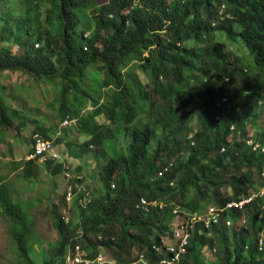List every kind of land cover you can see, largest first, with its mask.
I'll return each instance as SVG.
<instances>
[{"label": "trees", "instance_id": "obj_1", "mask_svg": "<svg viewBox=\"0 0 264 264\" xmlns=\"http://www.w3.org/2000/svg\"><path fill=\"white\" fill-rule=\"evenodd\" d=\"M4 1L14 12L0 11V73L20 71L57 83L59 121L87 136L81 145L68 141L62 146L68 128L52 129L61 137L57 141L51 130L39 128L42 136L31 140L30 154L37 140L56 150L29 157L23 177L32 178L34 168L42 166L51 180L68 173L70 157L89 152L109 157L99 172V195L89 193L87 199L86 190L79 193L75 182H85L84 173L81 179L66 176L63 203L68 211L77 209V221L55 214L58 239L42 264H70L78 247L91 260L81 264H97L101 248L111 250L120 264H143L138 263L142 254L147 264H165L175 257L165 253L163 240L175 235L177 217L186 223L208 206L223 207L264 187V150H252L246 142L251 117L264 103V0H147L146 7H134V0L103 5L99 0H52L51 28L45 30L38 0ZM14 47L25 49L24 54L17 55ZM128 65L148 74L152 94L123 71ZM213 78L222 81L213 86ZM24 114L0 96V140L14 119H26ZM195 114L203 129L190 138ZM252 139L264 144V131ZM243 169L258 174L259 183ZM142 198L163 208H139ZM0 208L11 223L18 256L34 264L33 224L2 182ZM228 216L235 226L206 229L196 222L186 252L173 264H264V195L241 210H228ZM243 216L245 223L236 226ZM159 246L162 252L154 249ZM205 246L213 251V262L204 259ZM134 248L140 251L133 259Z\"/></svg>", "mask_w": 264, "mask_h": 264}, {"label": "rangeland", "instance_id": "obj_2", "mask_svg": "<svg viewBox=\"0 0 264 264\" xmlns=\"http://www.w3.org/2000/svg\"><path fill=\"white\" fill-rule=\"evenodd\" d=\"M108 1L110 0H99V4L103 5ZM146 1L147 0H134V7H146ZM38 2L39 12L36 14L40 18V21H42L43 29H50L51 26L47 22V16L48 10L53 7L54 2L52 0H38ZM6 3L7 2L4 0H0V11L3 9L7 13L8 11L13 13V8ZM14 3L20 5L21 1L19 0L18 2L14 0ZM132 9L133 6L131 10ZM93 10L94 8H91L85 15V21L88 23L94 16ZM15 19L16 17L12 20ZM162 32L161 36L164 39L167 36V34H165L167 32L166 27ZM2 45L4 44L0 41V48ZM40 47H42V44H37V48ZM240 48L243 47L240 46ZM13 50L16 51L15 53L17 55H23L25 52L23 48L14 47ZM242 52L243 54L247 53L245 49L242 50ZM146 55H148V53H146ZM123 71L125 73L129 72L133 78L142 81L149 95L152 94V83L149 82L147 73L143 72L139 67H132L130 65ZM161 79L163 78L161 77ZM209 81V84L215 83L213 85L215 86L216 84H220L222 80L220 81L219 79L213 78L209 79ZM225 81L227 80L225 79ZM223 83L225 84V82ZM0 88V96H2L4 103L12 109L25 112L24 115L26 117L24 120L14 119V126L7 129L0 140V182L5 183L14 199L22 204L24 209L26 208L25 210H27L33 224V234L30 242V258L34 264H42L44 261L49 260L51 256V244L56 243L58 239L57 231L54 226L55 214L59 213L61 215H66V217L69 216V219L75 224L77 221L75 216L78 211L73 207L68 211L66 208L67 205L63 203L64 199L62 195L66 190V174L56 176L50 180L49 174L43 170V167L39 166L38 168L37 166L34 168L32 178L25 179L23 177L24 164L29 157L31 158V140L41 138L39 137V135H41L39 128L48 132L51 130L52 132H50V134L55 141L62 137L60 141L62 146H65L68 141L75 145H81L87 139V136L82 134L74 124L69 127L65 126L63 121H59L57 83L37 80L20 71L5 72L0 73ZM193 106H195V104H193ZM148 114L149 112L145 113V115ZM195 116V120L192 122L194 132L190 134V138L203 129V125L198 123V114H195ZM253 119L254 123L252 124ZM23 121L26 122L25 126L20 127V123ZM65 128H68L67 134L61 137H57L58 134H52V129H58L60 132L65 131ZM247 130V138L262 134L264 131V103L255 109ZM240 140H243V138L238 137L236 141ZM51 146L55 151L56 145L51 144ZM117 147L120 148L121 143L118 144ZM108 158V156L96 157L93 152H89L80 159L70 157L68 162L69 176L81 179L84 173L86 177L85 182L76 181L75 187L78 188L80 191L79 193L86 190L84 193L87 199H89L91 195H99L103 191L99 172L102 171L103 165L107 162ZM169 158L173 161L175 157L172 156ZM78 165L81 166L80 170L77 168ZM243 172L249 174V176L250 174H252V176L255 174L254 171H248L247 169H243ZM254 179L259 183L260 176L255 174ZM113 188H116V183H113ZM226 190V188L222 189L224 193H227ZM262 190H264V187ZM254 192V190H251L250 193L253 194ZM79 193H77L75 197H77ZM72 200L73 198L68 201ZM84 200L85 198H81L79 203H82ZM70 206H73V203H71ZM178 223L179 218L177 217L173 224L176 226ZM10 233L11 223L7 221L0 208V264H26L25 261L18 256ZM168 243H170V240ZM139 251L138 248L132 250L133 259L138 255ZM212 252L209 246L203 247V256L207 263L214 261ZM100 256L107 260L115 259L111 250L105 248H101ZM95 262H97V264H104L99 259Z\"/></svg>", "mask_w": 264, "mask_h": 264}, {"label": "built area", "instance_id": "obj_3", "mask_svg": "<svg viewBox=\"0 0 264 264\" xmlns=\"http://www.w3.org/2000/svg\"><path fill=\"white\" fill-rule=\"evenodd\" d=\"M134 8V7H133ZM66 123V121H65ZM248 144L253 147L254 150H257L259 147H262L264 150V144H256L252 139L248 141ZM53 148L51 146V143L48 141H42L37 140L36 146H35V153L31 155V159L35 158L37 155H41L47 152H52ZM69 171L66 173V176L69 177ZM115 186V185H114ZM262 195H264V190L261 192ZM72 194L68 193L67 199H71ZM253 197L248 199H242L239 201L232 200L230 202H227L225 206L223 207H217V206H208L207 210L204 211L202 214H195L191 220H188L186 223L181 222L179 220V223L176 225L175 228V235L170 236L167 239L164 238L163 244L166 246L165 253L167 254H174L175 257L171 261H164L165 264H173L174 262H177L180 260L181 255L186 252L187 246L189 245V241L191 239V229L194 228V225L196 222H203L205 224L206 229H211L214 226H235L233 221L228 216V210L232 209H243L245 208L251 201ZM151 205H154L156 207L160 206L161 209L163 208V204L155 201L150 202L146 198H142L141 201L138 203L139 208H145L147 210L151 209ZM177 215H180L178 211L175 212ZM180 217V216H179ZM240 223H236V226H241L245 223L244 216L240 218ZM68 222V220H67ZM170 240V243L168 241ZM263 241L260 240L259 245L262 246ZM155 250L158 252L163 251V247H155ZM78 255L73 259L72 257H69V263L70 264H81L83 262H91L90 259H86L81 255V247H78ZM101 255V254H100ZM99 255V257L96 260H100L102 263L110 262L114 264H120L116 259L107 260L105 258H102ZM95 261V260H94ZM138 263L147 264V259L144 254L141 255V258ZM137 264V263H132Z\"/></svg>", "mask_w": 264, "mask_h": 264}, {"label": "clouds", "instance_id": "obj_4", "mask_svg": "<svg viewBox=\"0 0 264 264\" xmlns=\"http://www.w3.org/2000/svg\"><path fill=\"white\" fill-rule=\"evenodd\" d=\"M251 139H252V137H251V138H248V139L246 140L247 144H248V141L251 140ZM252 140H253V139H252ZM248 146H249L250 148H252V150H253V147H252L251 145L248 144ZM224 150H225V149H222V151H224ZM261 192H262V189L259 190V191H255L253 194L250 193L249 196H247V197L239 198V199H237L236 201H239V200H242V199H248V198H251V197H253V199H252V201H253V200H254L259 194L262 196ZM252 201H251V202H252ZM251 202H250V203H251Z\"/></svg>", "mask_w": 264, "mask_h": 264}]
</instances>
